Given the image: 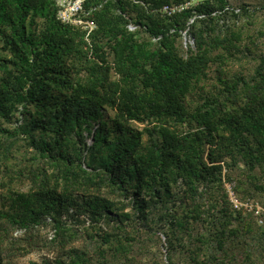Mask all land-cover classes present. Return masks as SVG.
Instances as JSON below:
<instances>
[{
    "label": "trees",
    "instance_id": "1",
    "mask_svg": "<svg viewBox=\"0 0 264 264\" xmlns=\"http://www.w3.org/2000/svg\"><path fill=\"white\" fill-rule=\"evenodd\" d=\"M186 1L85 0L81 17L95 24L88 33L61 22L55 0H0V137L22 134L40 159L36 188L10 190L0 218L30 237L50 218L57 251L31 264H124L144 230L166 237V264L178 247L194 262L223 264L212 254L198 261L231 238L200 187L219 181L225 157L264 174V53L251 72L222 76L256 42L247 34L243 43L246 27H236L228 0L161 11ZM183 32L192 38L186 48ZM213 66L216 82L189 102ZM16 113L18 127H4ZM1 150L7 165L10 149ZM208 220L218 226L212 236L194 235V223ZM85 221L91 247L72 246L73 223Z\"/></svg>",
    "mask_w": 264,
    "mask_h": 264
},
{
    "label": "rangeland",
    "instance_id": "2",
    "mask_svg": "<svg viewBox=\"0 0 264 264\" xmlns=\"http://www.w3.org/2000/svg\"><path fill=\"white\" fill-rule=\"evenodd\" d=\"M198 1L190 0L181 5L189 2V7ZM228 3L239 13V16L233 19L236 22V27H242V25L246 27L242 34L243 43L248 42L247 34L256 43L248 45L250 47L248 50L252 53L241 59L240 63L231 61L221 67L224 69L222 76L227 78L231 75L247 74L257 61V56L264 53V34L262 37L259 35V32L264 31V0H228ZM241 6H247L248 11L244 13L240 11ZM248 16L250 18H247ZM131 28L133 29V26ZM181 42L186 48L188 44L192 45V38L183 32ZM216 70L217 68L213 66L200 87L191 91L187 96L189 102L194 104L201 96L208 93L212 84L216 82L218 74ZM20 118L21 115L16 113L12 121L4 123V127L14 130L20 124ZM134 126L141 130L145 125L134 122ZM0 141L2 144H0V153L4 147L10 149V159L7 165H0V208H4L9 203L6 196L10 190L26 192L36 188L31 169H33V162H40V159L37 161L32 159L31 147L22 134H19L15 140L0 137ZM85 142L87 144L92 142L90 136L86 137ZM0 161L6 160L0 159ZM222 166L219 181L201 185L200 188L206 186L207 192L204 196L211 194L212 201L217 204L212 214L215 217H221L220 221L230 232L231 238L226 239L225 250L221 252L212 242L213 247L204 248L198 252V261L203 259L204 254H212L216 257H223V264H264V174L259 169L251 171L245 167L242 161L238 162V165H233L227 157L224 158ZM247 174H250L251 178H248ZM175 189L177 188L173 189L174 193L177 191ZM182 189L186 191L185 188ZM113 197L120 198L114 195ZM235 201L238 202V207L234 206ZM128 209L129 207L126 208V210ZM80 218L83 219V217ZM218 219H216V225L219 224ZM210 220L194 223V235L202 233L212 236L218 226H213ZM45 223V225L32 230L30 233L33 235L30 237L29 232L13 227L6 220L0 218V248L2 249L3 262L5 264L10 262L31 264L41 263L44 259L52 260L57 254L53 247L54 244L51 242L54 228L50 218H47ZM73 225L78 229V238L72 246L84 248L85 245H88L91 247V238L87 237L82 229V225L88 226V221H85L84 224L75 222ZM139 234L141 239L131 244L132 251L128 253L130 259L124 264H166L168 244L164 234L161 231L154 234L152 230H144ZM184 239L187 240L185 237ZM189 246L190 249L195 250L196 245L192 242H189ZM196 250L199 249L196 248ZM189 254L188 251L178 247L170 253V260L175 264H212L194 262V260H190Z\"/></svg>",
    "mask_w": 264,
    "mask_h": 264
},
{
    "label": "built area",
    "instance_id": "3",
    "mask_svg": "<svg viewBox=\"0 0 264 264\" xmlns=\"http://www.w3.org/2000/svg\"><path fill=\"white\" fill-rule=\"evenodd\" d=\"M57 6V17L61 22L72 23L82 26L88 33L95 28L93 21L84 19L81 17L83 11V6L85 0H55ZM189 2L177 6H172L170 4H165L162 6L161 10L167 14L172 15L174 13L180 12L184 8H187ZM235 206L238 205L237 201L234 202Z\"/></svg>",
    "mask_w": 264,
    "mask_h": 264
}]
</instances>
